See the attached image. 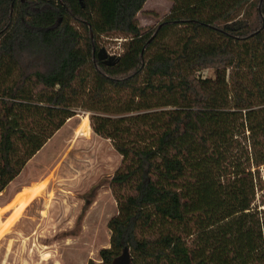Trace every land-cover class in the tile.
<instances>
[{
    "label": "trees",
    "instance_id": "16d2710c",
    "mask_svg": "<svg viewBox=\"0 0 264 264\" xmlns=\"http://www.w3.org/2000/svg\"><path fill=\"white\" fill-rule=\"evenodd\" d=\"M146 1L0 0V193L87 110L122 157L101 264H264V0Z\"/></svg>",
    "mask_w": 264,
    "mask_h": 264
},
{
    "label": "rangeland",
    "instance_id": "374dc122",
    "mask_svg": "<svg viewBox=\"0 0 264 264\" xmlns=\"http://www.w3.org/2000/svg\"><path fill=\"white\" fill-rule=\"evenodd\" d=\"M172 6V0H147L137 15L140 26L151 30ZM126 40L110 34L100 44L119 55ZM76 112L6 188L45 179L17 195L21 204L0 227V264H101V249L110 247L108 222L117 214L110 179L122 157L92 130L90 112ZM11 195L3 193L0 203Z\"/></svg>",
    "mask_w": 264,
    "mask_h": 264
},
{
    "label": "crops",
    "instance_id": "0c3cea01",
    "mask_svg": "<svg viewBox=\"0 0 264 264\" xmlns=\"http://www.w3.org/2000/svg\"><path fill=\"white\" fill-rule=\"evenodd\" d=\"M45 180V179H43ZM43 180H40V181H34L32 183H22L21 185L19 186H16L10 190H4L3 192L0 193V196L3 195V193H5V195H10L12 194L11 196H9L8 198H6L2 203H0V215H3L1 216V221H0V227L13 215V213L16 211V209L19 207V205L21 204V201H16V197L18 194L26 191V190H29L31 188H33L35 185H38L39 183H41ZM14 182L10 183L13 184ZM46 189V188H45ZM44 189V190H45ZM43 190V191H44ZM42 191V192H43ZM41 192V193H42ZM41 195V194H40ZM39 195V196H40ZM38 198V196L36 197ZM35 198V199H36ZM34 199V200H35ZM32 200L25 208L24 210L22 211L21 215L17 218V220L9 227V229L24 215V213L26 212L28 206L34 201Z\"/></svg>",
    "mask_w": 264,
    "mask_h": 264
},
{
    "label": "bare ground",
    "instance_id": "6f19581e",
    "mask_svg": "<svg viewBox=\"0 0 264 264\" xmlns=\"http://www.w3.org/2000/svg\"><path fill=\"white\" fill-rule=\"evenodd\" d=\"M88 119H86V121H87Z\"/></svg>",
    "mask_w": 264,
    "mask_h": 264
},
{
    "label": "water",
    "instance_id": "95a60500",
    "mask_svg": "<svg viewBox=\"0 0 264 264\" xmlns=\"http://www.w3.org/2000/svg\"><path fill=\"white\" fill-rule=\"evenodd\" d=\"M125 250H127V248Z\"/></svg>",
    "mask_w": 264,
    "mask_h": 264
}]
</instances>
